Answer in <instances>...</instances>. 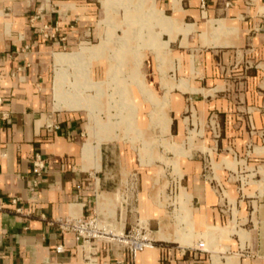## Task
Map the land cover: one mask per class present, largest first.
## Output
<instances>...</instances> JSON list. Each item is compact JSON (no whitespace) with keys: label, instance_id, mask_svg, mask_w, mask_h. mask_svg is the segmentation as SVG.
<instances>
[{"label":"crops","instance_id":"obj_1","mask_svg":"<svg viewBox=\"0 0 264 264\" xmlns=\"http://www.w3.org/2000/svg\"><path fill=\"white\" fill-rule=\"evenodd\" d=\"M112 1L104 2L108 23ZM152 1L146 0L147 6ZM163 2L159 8L156 0L166 16L160 30L150 32L148 46L169 45L165 77L152 52L158 71L142 72L145 82L155 95L168 96L173 137L189 123L201 125L213 117L221 128L219 140H199L207 150L193 151L203 156L192 151L180 158L191 206L196 203L189 223L208 234L211 226L225 229L235 219L236 233L221 238L219 250L207 247L204 239L174 246L159 240V247L145 249L135 260L121 245L102 244L97 254L90 253L72 232L62 233L59 220L94 216L121 221L126 228L142 223L156 233L165 229V214L156 199L157 206L149 199L148 171L139 153L104 142L99 157L95 121L72 102L55 104L50 82L59 59L68 65L71 55L77 61L108 45L102 40L103 19L98 20L101 0H0V201L6 204L0 210V264H215L216 259L218 264H264V165L253 174L255 196L240 199L231 183L235 174L246 172L243 167L249 168L247 143L261 141L264 134V0H205L204 7L202 0ZM46 27L56 37L43 35ZM91 37L101 39L97 49L83 47ZM77 47L81 52L57 54ZM195 48H201L196 59ZM149 60L145 54L147 67ZM146 106L142 102L141 128L149 122ZM36 154L43 156L46 168L34 192ZM208 163L236 209L232 218L202 174ZM121 168L142 176L141 190L127 207L115 201L121 184L114 177ZM13 199L19 200L16 205ZM201 242L205 250H196Z\"/></svg>","mask_w":264,"mask_h":264},{"label":"rangeland","instance_id":"obj_2","mask_svg":"<svg viewBox=\"0 0 264 264\" xmlns=\"http://www.w3.org/2000/svg\"><path fill=\"white\" fill-rule=\"evenodd\" d=\"M161 1L164 0H157L159 8H163ZM104 2L105 0H101L98 20L103 19V24L100 26L101 30L104 29L102 40L106 39L108 45L99 49L100 51L95 55H80L78 60L82 59L83 62L77 60L75 63L60 67L56 63L50 82L55 104L58 101L57 104L61 107L63 102H72L81 106L80 109L88 114L89 120L95 121L94 132L99 138V142L95 143V146H97L99 157L100 148L104 142V145L120 144L131 147L136 154L139 153L140 161L148 171L147 194L149 199L157 206L154 200L156 199L165 214L163 222L165 229L163 227L156 233L154 231L158 229L154 230L151 227L149 229L152 237L158 240L157 247L162 243L159 240L165 241L162 235L171 233L176 238V242L183 245H190L204 239L207 247L219 250L220 239L227 236L228 233H236V221L234 219L226 227L230 230L211 226L212 231L208 234L196 232L192 228V224L189 223V220L192 221L189 219V215L196 203L192 201L194 206H191L192 196L185 189L186 180L183 179L184 171L180 158L190 157L194 149L207 150L204 145H199V140L209 138L211 141L216 140L220 131L216 124H213L212 119H209L201 125L189 123L179 137H173L174 135L172 136L173 133L170 131L171 118L167 113L166 106L168 96L155 95L145 82L142 72L155 69L158 71V64L153 53L156 54L160 62L159 68L163 78L165 77L164 65L168 55V44L148 46V42L151 41L149 40L150 32L159 31V27H162L161 19L166 16L164 13H160L161 9L158 8L156 0H153L152 5L149 6H147L146 0H113L110 4V11L107 8V11L110 12L109 23ZM160 38L162 40V36ZM87 42L88 46L83 47L97 49L101 39L91 37ZM195 49L193 57L196 59L201 48ZM81 50L82 47L79 49L77 47L67 50L66 53L57 54H75ZM145 54L150 57L149 66L151 68L147 67L148 63L147 65L143 64ZM75 56L71 55L70 57L73 59ZM183 81L178 84L179 87H183ZM141 101L147 105L149 110L148 126L146 123L142 128ZM63 109H67V107H63ZM190 115H192L191 112L185 114V117ZM202 135L203 137H199ZM261 147H264V134L261 141H250L246 145L244 156L248 158L246 162H248L249 168L243 167L246 172H239L238 175L235 174L231 178V183L239 189L240 199H242V195L255 194L251 189H255L257 186L253 188L250 185H253V181H257V177L255 178L253 174L257 173L256 170H259V166L264 165V148ZM195 151H193L194 154L203 156L201 152ZM228 166L235 168V165L230 162ZM214 169L215 166H210L208 163L202 174L207 177V182L216 192L217 181L215 179L217 178L212 173ZM261 169L264 171L263 167ZM116 174L118 176H115L114 179L117 184H121L120 193L125 187H128L127 199L130 204L135 198L133 196L141 190L142 176L137 171L124 168H121L120 173ZM260 179L261 177L258 176V180ZM247 187L248 189L252 188L245 191ZM216 195L219 197L217 192ZM120 199V194H116L115 201L119 202ZM220 203L227 216L232 218V215H237L233 205ZM262 204L264 205V198ZM130 209L128 207V210ZM239 210L241 209L239 208ZM252 211L253 209H251ZM147 227L149 228V226ZM129 229L131 228H127V230ZM217 233H219L218 236ZM165 244L175 245L174 242ZM215 264H218L217 259Z\"/></svg>","mask_w":264,"mask_h":264},{"label":"built area","instance_id":"obj_3","mask_svg":"<svg viewBox=\"0 0 264 264\" xmlns=\"http://www.w3.org/2000/svg\"><path fill=\"white\" fill-rule=\"evenodd\" d=\"M203 7L205 6V0H202ZM43 35L47 37H56V33L51 34L47 31V27L42 31ZM30 49L29 46L24 48V51H28ZM213 124H216L217 129L221 132V128L219 123L217 122V118H211ZM215 126V125H214ZM50 128V127H49ZM221 136V133L217 135L216 140H218ZM46 168V161L41 154H36L33 157V169L32 173L35 176L33 185L31 187L32 191H36V189L40 186L41 177ZM216 192L218 193L220 202H224L230 205L228 201L225 189L222 185H216ZM128 187L120 193L121 199L120 204L123 207L128 206L127 199ZM18 199H13L12 204L16 205L18 203ZM6 207L5 202L0 201V210ZM17 212H21V209H17ZM59 226L62 233L72 232L75 235V239L77 243L83 247H90V253H96L99 247L102 244H118L123 246L127 251L132 260H135L139 253L144 251L145 249L157 248V240H155L149 228L142 224L138 223L135 226L131 227V229L127 230L126 227H123L121 221L113 222L101 219L97 216L92 218H76L69 217L66 219L59 220ZM196 250H205V243L201 242ZM64 251L63 246H59L57 248V252L61 253Z\"/></svg>","mask_w":264,"mask_h":264},{"label":"bare ground","instance_id":"obj_4","mask_svg":"<svg viewBox=\"0 0 264 264\" xmlns=\"http://www.w3.org/2000/svg\"><path fill=\"white\" fill-rule=\"evenodd\" d=\"M76 59V58H75ZM75 59H70V60H67L68 62H69V65L70 64H72V63H75ZM66 60V59H65ZM66 61V62H67ZM65 64V62H64V59L62 60V59H59V61H58V66L60 67V66H63ZM67 64V63H66ZM65 94V93H64ZM58 97V96H57ZM62 98V97H61ZM64 98V97H63ZM58 100V99H57ZM58 102V101H57ZM91 120H93V119H91ZM86 147L87 148H89V144H87L86 145ZM162 238L165 240V241H169V242H176V238L174 237V235L173 234H171V233H164L163 235H162ZM158 241V240H157ZM88 251L89 250H91V248L90 247H87L86 248Z\"/></svg>","mask_w":264,"mask_h":264}]
</instances>
